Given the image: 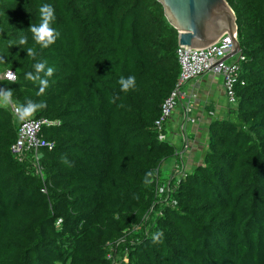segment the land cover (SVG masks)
Segmentation results:
<instances>
[{
    "label": "trees",
    "instance_id": "obj_1",
    "mask_svg": "<svg viewBox=\"0 0 264 264\" xmlns=\"http://www.w3.org/2000/svg\"><path fill=\"white\" fill-rule=\"evenodd\" d=\"M227 2L245 84L237 107L211 123L201 165L174 178L170 118L161 131L157 122L180 78L179 34L162 4L0 0V88L46 103L27 121L59 122L42 130L54 144L41 150L45 195L34 152L14 148L23 122L0 108V264H264V0ZM43 4L60 33L47 49L27 30ZM21 36L28 43L18 46ZM41 61L55 71L37 95L25 74ZM130 75L135 88L121 92Z\"/></svg>",
    "mask_w": 264,
    "mask_h": 264
},
{
    "label": "built area",
    "instance_id": "obj_2",
    "mask_svg": "<svg viewBox=\"0 0 264 264\" xmlns=\"http://www.w3.org/2000/svg\"><path fill=\"white\" fill-rule=\"evenodd\" d=\"M233 51L234 46L229 36L223 37L216 44L204 49H191L187 47L179 48L177 55L181 66V74L175 90L162 104V116L157 122L159 131L162 130L165 121L171 118L179 102L186 97V94L182 91L183 86L192 79L200 77L206 73L222 76L224 78V90L229 102L232 104L237 102L236 87L239 84L244 85L245 82L242 81L240 77L241 68L239 63H227V58L233 53ZM240 60L242 61L244 58L241 57ZM10 74L14 73L7 72L4 75L5 79L10 80ZM187 109L189 111L190 106H188ZM58 123L59 122H51L47 120L23 121L20 129V139L14 147L15 151L19 154L23 153L24 150H26V144H28L27 151L34 152V159H36L35 163L39 165V151L45 147H48L49 149L54 147V144L46 143L41 139L43 127L53 126ZM164 139L165 135L161 134L160 140ZM188 147L189 144L185 145L186 149Z\"/></svg>",
    "mask_w": 264,
    "mask_h": 264
},
{
    "label": "clouds",
    "instance_id": "obj_3",
    "mask_svg": "<svg viewBox=\"0 0 264 264\" xmlns=\"http://www.w3.org/2000/svg\"><path fill=\"white\" fill-rule=\"evenodd\" d=\"M38 10H39V23L38 24L31 23L30 27L27 30L31 33L32 40H33L35 45H39L41 49H47L51 45L55 44L56 40L60 36V33L52 26L54 21H55V9L50 4H43V5L39 6ZM237 27H238V25H237ZM225 36H227V37L229 36L231 38L233 46H234V51L227 58V63H229V60L236 55L237 56L239 55L240 58L243 57L242 56V49H241V53L235 54L234 39L239 41L238 31L236 34H234V39H232V37L229 35V33L224 34L222 36V38ZM27 43H28V37H26V36H21L18 40V46H23ZM180 47H185V46H179V48ZM191 49H193V48H191ZM23 50L26 51L28 57H31L33 59L36 58L37 51H36L35 47H28L26 50L25 49H23ZM240 58L237 62H233V63H238L240 61ZM244 60H245V58H244ZM233 63H229V64H233ZM33 68H34V72L26 73L25 79L38 83L39 89H38L37 95H42L45 92V90L48 88V86H49L48 78L54 74L55 69H54V67L47 66V61L37 62L33 65ZM180 70H181V66H180ZM180 73H181V71H180ZM41 74H43V75H41ZM206 74H208V73H206ZM202 76H200V77H202ZM200 77H197V78H200ZM197 78H194L192 80H195ZM9 79L14 81L16 79L15 73L10 74ZM191 81H189L188 83H190ZM118 84L120 85V91L126 93V92L135 88L136 78H135V76H132V75H130L128 77L121 76L120 79L118 80ZM187 84H185L184 86H186ZM184 86H183V88H184ZM183 88H182V91L184 92ZM184 93L186 94V92H184ZM236 96H237V94H236ZM186 97H187V94H186ZM186 97H184L183 99H185ZM117 99H119L118 96H113L110 99V102L115 103ZM180 102H179V104H180ZM228 102H229V100H228ZM237 103H238V97H237V102L235 104H232L229 102V104L232 106V108L237 107ZM179 104H178V106H179ZM9 106H11L13 108L14 118L18 121H21V122L30 120V118H32L38 111L43 110L47 107V105L44 101H33V100L29 99V100H26L25 103L16 102L13 100V90L12 89L0 88V108H8ZM120 106H122V105H120ZM188 106H190L189 111L187 109ZM176 109H175L174 113L176 112ZM192 110H193V106L191 103L188 102L186 104V107H185V114H184V121L185 122L192 121V118L190 116V113ZM174 113L172 114L171 118L173 117ZM171 118H170V120H171ZM53 126H55V125H53ZM182 127H183L182 130H184V132H186L185 123H183ZM41 139H42V135H41ZM185 144L186 145H188V144L192 145V143L189 142L188 138L185 139ZM45 148H48V147H45ZM45 148H42L41 150H43ZM187 149L184 148V151ZM41 150L39 151V157H40V159L38 160L39 165L35 163L36 159H33L34 163H32V165H35V168H36V172L33 174L38 176L39 179H41L42 184H43L41 192L43 194L47 195L48 189L46 187L47 179L45 176V167L40 165V161L42 158ZM48 150H49V148H48ZM179 157H180L179 162H181L183 159V154L181 153L179 155ZM62 159H64V158H62ZM184 174L185 173L180 174L179 176H182ZM151 176H152L151 173L146 174L145 181H144L146 184L151 183Z\"/></svg>",
    "mask_w": 264,
    "mask_h": 264
},
{
    "label": "crops",
    "instance_id": "obj_4",
    "mask_svg": "<svg viewBox=\"0 0 264 264\" xmlns=\"http://www.w3.org/2000/svg\"><path fill=\"white\" fill-rule=\"evenodd\" d=\"M239 55L234 56L229 60V63L237 62ZM224 78L211 73L205 74L200 78L192 80L183 90L187 97L183 99L179 107H181L182 120L179 125L175 122L176 112L173 119L174 125L170 127L172 130L171 142L177 147V154H183L181 162L174 166L169 163L166 165V170H169L170 176H178L179 174L188 173V170L194 166L201 165L202 157L206 149H208L209 127L215 119L222 120L225 113L231 108L225 90ZM191 103L193 110L190 113L192 121L185 122L184 114L187 103ZM178 107V108H179ZM177 108V110H178ZM176 110V111H177ZM185 123V130H182V125ZM185 134V135H184ZM188 138L192 145L184 151V142Z\"/></svg>",
    "mask_w": 264,
    "mask_h": 264
},
{
    "label": "water",
    "instance_id": "obj_5",
    "mask_svg": "<svg viewBox=\"0 0 264 264\" xmlns=\"http://www.w3.org/2000/svg\"><path fill=\"white\" fill-rule=\"evenodd\" d=\"M168 22L179 34V46L204 49L216 44L224 34L234 39L237 17L227 0H157ZM235 54L241 45L234 39Z\"/></svg>",
    "mask_w": 264,
    "mask_h": 264
},
{
    "label": "rangeland",
    "instance_id": "obj_6",
    "mask_svg": "<svg viewBox=\"0 0 264 264\" xmlns=\"http://www.w3.org/2000/svg\"><path fill=\"white\" fill-rule=\"evenodd\" d=\"M184 103H187V101L186 102H184ZM179 107V106H178ZM177 107V108H178ZM177 110V109H176ZM180 112H181V107H179L178 108V110L176 111V117H175V122L179 125L180 124V122H181V120H182V113L180 114ZM174 125V122H173V119H171V120H169V124L166 126V130H167V135L169 136V138H171V136H172V130L170 129V127L171 126H173ZM179 127H180V125H179ZM193 169V168H192ZM191 169V170H192Z\"/></svg>",
    "mask_w": 264,
    "mask_h": 264
}]
</instances>
